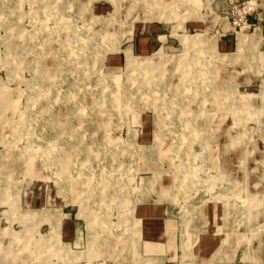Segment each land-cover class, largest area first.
Instances as JSON below:
<instances>
[{
    "label": "rangeland",
    "instance_id": "1",
    "mask_svg": "<svg viewBox=\"0 0 264 264\" xmlns=\"http://www.w3.org/2000/svg\"><path fill=\"white\" fill-rule=\"evenodd\" d=\"M174 1L0 0V264H264V0Z\"/></svg>",
    "mask_w": 264,
    "mask_h": 264
},
{
    "label": "crops",
    "instance_id": "2",
    "mask_svg": "<svg viewBox=\"0 0 264 264\" xmlns=\"http://www.w3.org/2000/svg\"><path fill=\"white\" fill-rule=\"evenodd\" d=\"M229 1H236V0H229ZM215 215H216V211L213 209L212 210V218H214ZM164 220H165V223H164L165 224V231L168 232V234H169L170 227H168V224H169L168 219L166 220L164 218ZM84 227H85V224H84L83 220H81L78 217L69 216V217H65L63 219L61 232H62L63 237L68 239L67 241L70 244L73 243V245L76 244L77 246H79L80 242H82V239H84V236H85ZM144 234H145V232H144ZM143 242H144V247L146 246V249H147L148 243L150 244L151 248H153V250H157L159 248V245H160L159 240H157L156 237L153 238L147 233L144 235ZM82 249L83 248H76L74 250L80 251ZM171 249H174L175 255L178 254V253H176V250L173 247H170V253H173L171 251Z\"/></svg>",
    "mask_w": 264,
    "mask_h": 264
},
{
    "label": "bare ground",
    "instance_id": "3",
    "mask_svg": "<svg viewBox=\"0 0 264 264\" xmlns=\"http://www.w3.org/2000/svg\"><path fill=\"white\" fill-rule=\"evenodd\" d=\"M162 1V0H161ZM181 1V0H180ZM179 0H175L174 2H172V3H170V5L169 6H173V5H176L178 2H180ZM188 1V0H187ZM144 3V2H143ZM163 3V2H162ZM145 4V3H144ZM165 4V3H164ZM190 4V3H189ZM146 5V4H145ZM153 6V5H152ZM151 7V6H150ZM166 7V6H165ZM167 10V9H166ZM168 16H170L169 14H167ZM199 39V38H198ZM201 41H202V39H201ZM204 41V40H203ZM192 44V43H191ZM243 44V43H242ZM238 50V49H237ZM239 52V51H238ZM163 57V56H162ZM165 57V56H164ZM235 58V57H234ZM134 61V60H133ZM224 61V60H223ZM176 63V62H175ZM177 63H179V61L177 62ZM173 67V66H172ZM172 70V69H171ZM171 70H170V72H171ZM174 70V69H173ZM165 78H166V76H165ZM111 79V78H110ZM177 91V90H176ZM107 129V128H106ZM16 259V258H15ZM10 261H12V260H10ZM13 262V261H12Z\"/></svg>",
    "mask_w": 264,
    "mask_h": 264
}]
</instances>
